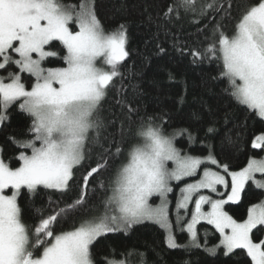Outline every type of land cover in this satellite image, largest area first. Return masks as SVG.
I'll use <instances>...</instances> for the list:
<instances>
[{
    "label": "snow or ice",
    "instance_id": "obj_1",
    "mask_svg": "<svg viewBox=\"0 0 264 264\" xmlns=\"http://www.w3.org/2000/svg\"><path fill=\"white\" fill-rule=\"evenodd\" d=\"M181 12L196 17L192 22L197 24L212 14L228 17L231 28L213 19L211 30L203 29L209 33L208 46L194 55L214 60L220 69L217 79L226 83L230 97L264 118V0L244 6L235 0H211L201 6L197 0H173L162 21L171 23ZM55 42L65 54L53 50ZM127 42L126 26L109 29L97 15L96 0H0V70L17 66L16 72L0 75V125L13 106L31 118V135L13 141L23 149L20 166L11 167L0 155V264H95L93 246L99 238L130 231L144 221L166 232L169 248H179L170 205L181 231L186 224L189 246L200 248L197 226L205 222L220 236L209 253L236 255L246 250L250 264H264V202L251 205L242 219L225 210L230 202L241 200L250 182L264 189V179H257L258 174L264 177V158L230 170L211 148L203 158L189 154L166 133L162 118L159 124L155 117L140 118L138 139L128 148L124 146L130 129L121 124L118 138L108 131L115 121L106 122L100 113L130 55ZM51 57L66 66L46 67ZM20 73L28 75V84ZM89 145L101 149L95 166ZM252 148L264 151V134L255 136ZM108 171L112 174L105 178ZM90 185H95L91 192ZM39 186L61 192L75 186L79 196L66 210L26 222L17 196L22 188L36 193ZM219 188L228 191L226 197ZM8 189L12 194H5ZM96 190L103 195L92 205L95 214L73 220L72 230L57 234L59 225L89 205ZM190 205L194 208L189 212ZM36 219L39 225L33 232ZM41 245L42 254L34 255Z\"/></svg>",
    "mask_w": 264,
    "mask_h": 264
},
{
    "label": "trees",
    "instance_id": "obj_2",
    "mask_svg": "<svg viewBox=\"0 0 264 264\" xmlns=\"http://www.w3.org/2000/svg\"><path fill=\"white\" fill-rule=\"evenodd\" d=\"M78 2L71 0L74 4ZM210 2L197 0V5ZM172 3L173 0H96L97 15L109 29L119 24L126 26L127 47L130 49L128 59L122 62L121 76L114 78L100 115L106 122L115 121L108 131L117 134V138L121 124L125 130L130 129L125 148L138 139L140 118L155 117L158 124L162 118L163 128L167 134L176 137L178 148L201 157H205L211 148L218 160L229 164L230 170H240L249 159L261 158L264 154V151L252 148L255 136L264 133V118L230 97L225 91L226 83L217 79L220 69L214 60L194 55L196 52L203 53L208 46L206 37L209 33L203 29L210 31L213 19L223 21L229 28L232 24L223 13L208 15L199 24L192 22L196 17L183 12L171 23L163 22V14ZM235 3L244 6L255 3V0H235ZM160 48L164 51L161 52ZM53 50L59 51L60 55L65 54L58 42L54 43ZM45 66L66 65L58 57H51ZM9 69L16 72L17 66L10 65L1 70V74ZM20 75L28 84V75ZM130 109L134 111L130 113ZM7 115L5 123L0 125L1 155L6 163L15 168L21 164L18 158L23 149H19L18 143L13 141L20 142L31 135V118L17 106L11 107ZM209 127L215 131L208 132ZM227 137H231L232 142ZM88 147L93 153L92 166H95L96 154L101 149L92 145ZM120 159L115 163L119 164ZM111 174L108 171L103 176L107 178ZM39 187L41 190L36 193L22 188L18 195L17 203L22 207V217L26 222L33 216L47 218L50 214L66 210L79 196L75 186L68 192ZM93 189L95 185H90L88 191ZM102 195V191L96 190L89 205L69 216L68 223L59 225L57 234L59 230H72L73 220L79 221L95 214L92 205L98 204ZM263 199L264 190L252 186L250 182L241 200L229 203L225 209L237 219H242L251 205ZM174 211L170 205L179 248H169L166 232L155 223L146 221L133 226L130 231L109 233L99 238L93 246L95 264L114 261L125 264H250L246 250H237L236 255H226L223 251L215 255L209 253L207 249L217 246L220 236L213 226L205 222L197 226L200 248L189 246V234L175 224ZM38 225L39 219H36L33 232ZM42 248L43 245L37 248L34 255L42 254Z\"/></svg>",
    "mask_w": 264,
    "mask_h": 264
},
{
    "label": "rangeland",
    "instance_id": "obj_3",
    "mask_svg": "<svg viewBox=\"0 0 264 264\" xmlns=\"http://www.w3.org/2000/svg\"><path fill=\"white\" fill-rule=\"evenodd\" d=\"M7 72H10V69L7 71ZM0 75H2L1 74V70H0ZM33 81V83H34V80H32ZM264 134V133H263ZM26 154H30V153H26ZM0 155H1V148H0ZM203 158V157H202ZM262 158H264V154H263V156L261 157V158H252V159H262ZM22 163V162H21ZM202 168H203V166H202ZM213 170H216L215 168L213 169ZM198 176H199V173H198ZM198 176L197 177H192V178H186V182H194V180L195 179H197L198 178ZM257 179H264V177H261L259 174L257 175ZM264 190V189H263ZM14 190H12V189H8V190H5V194H12V192H13ZM218 192H223L224 193V196L226 197V195L228 194V191L227 190H225V189H223V188H219L218 189ZM204 194H211V193H207V192H205ZM19 195V194H18ZM212 196H213V198L214 199H217V198H222L221 196H219V195H217V194H211ZM17 198H18V196H17ZM195 199V198H194ZM158 202V201H157ZM261 202H264V199L261 201ZM230 203H232V202H230ZM194 208V205H190L189 206V212L192 210ZM208 209V206H205V210H207ZM226 210V209H225ZM174 215H175V211H174ZM182 215H183V213H182ZM188 218H190V217H188ZM144 222H146V221H144ZM148 222H151V221H148ZM173 227H174V225H173ZM183 228L186 230V224L185 225H183ZM187 231V230H186ZM174 234H175V230H174ZM167 235V234H166ZM176 235V234H175ZM190 235H189V242H190ZM177 240V239H176ZM177 243H178V241H177ZM110 264H125L124 262H122V261H114V262H111Z\"/></svg>",
    "mask_w": 264,
    "mask_h": 264
}]
</instances>
